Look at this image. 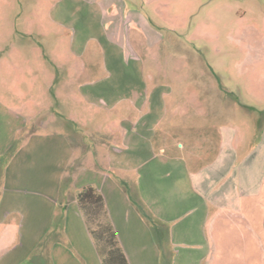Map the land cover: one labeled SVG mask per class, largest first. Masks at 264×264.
<instances>
[{
	"label": "rangeland",
	"instance_id": "1",
	"mask_svg": "<svg viewBox=\"0 0 264 264\" xmlns=\"http://www.w3.org/2000/svg\"><path fill=\"white\" fill-rule=\"evenodd\" d=\"M119 1L140 13L143 28L110 27V12L99 3H113L118 15ZM115 61L132 63L134 75L142 70L149 85L161 83L172 89V97L166 100L169 117L177 112L181 120L193 123L194 130L189 135L175 133L174 140H168L171 146L178 138L187 143L192 140L197 150L205 151L204 161L211 164L220 162L226 150L215 130H224L229 150L238 142L241 152L264 145V0H0V132L11 115L21 141L35 132L53 139L55 132L63 130L74 154L84 144L86 151L97 146L104 157L106 147L101 145L116 146L118 142V134L108 135L107 131H115L120 117L93 103L91 84L80 85L78 92L65 81L75 66L86 65L81 79L91 80ZM52 93L75 100L77 107L64 98L60 110L70 119L75 117V124L54 116L51 119L50 111L60 109L52 102ZM159 129L162 134L164 127ZM35 151L41 160L51 156V151L46 154L42 148ZM6 157L0 155V165ZM63 159L59 155L60 163ZM75 161L68 168V177L75 173ZM245 172L246 176L251 173ZM130 178L123 177L122 188L134 203L138 189ZM244 178L240 174L233 188H257L256 177L254 182ZM164 183L163 190L172 192V186ZM243 204L231 201L228 208L217 209L220 216L211 225L213 264H264L263 234L260 250L255 239L241 243L252 238L249 224L254 219L252 212L243 211Z\"/></svg>",
	"mask_w": 264,
	"mask_h": 264
},
{
	"label": "crops",
	"instance_id": "2",
	"mask_svg": "<svg viewBox=\"0 0 264 264\" xmlns=\"http://www.w3.org/2000/svg\"><path fill=\"white\" fill-rule=\"evenodd\" d=\"M99 4L110 12V27L122 26L129 31L145 26L140 13L128 10L124 1H119L118 15L113 3ZM85 66L71 68L65 82L75 85L78 92L82 90L80 85L93 86V103L120 117L115 131H107L108 135L117 133L119 143L114 144L117 147L101 145L106 147L104 157L97 146L86 151L84 144L74 154L65 131L55 132L53 139L51 135L39 137V132H35L3 160L0 264H102L75 201V195L88 185H93L103 196L107 218L128 264H213L212 219L217 220L220 216L217 209L228 208L231 201H243V211L252 212L254 218L249 224L252 238L238 243L250 244L255 239L260 250L262 234L264 239V145L241 152L242 143L238 142L229 150L224 130H215L217 135L220 133L222 148L226 150L220 162L208 164L210 160L204 161L205 151L197 150L192 140L187 143L178 138L172 146L168 141L179 131L189 135L194 130L193 123L181 120L177 112L169 117L171 111L166 100L172 97L171 88L166 89L161 83L149 85L142 70L134 75L132 63L112 62L109 70L91 80L81 79ZM64 98L76 105L68 95L52 93V102L60 109L55 107L56 110L50 111L51 119L54 116L75 124V117L70 119L60 111ZM6 121L0 132V155L10 150L19 131L11 115ZM157 136L162 140H156ZM208 144H212L211 136ZM174 147L177 150L171 151ZM35 148L45 149L46 154L51 151V156L41 160L35 155ZM59 155L64 158L63 163L58 160ZM74 160L78 163L75 173L68 177V168ZM214 165L218 166V173L213 186ZM245 170L251 171L249 176ZM128 173L130 182L133 184L135 179L138 189L139 197L134 203L129 202L126 189L122 188L123 177L130 176ZM240 174L245 175V181L254 182L256 177L257 188H233ZM164 182L172 186V192L163 190ZM178 190L181 192L176 194Z\"/></svg>",
	"mask_w": 264,
	"mask_h": 264
},
{
	"label": "trees",
	"instance_id": "3",
	"mask_svg": "<svg viewBox=\"0 0 264 264\" xmlns=\"http://www.w3.org/2000/svg\"><path fill=\"white\" fill-rule=\"evenodd\" d=\"M22 135L25 136L24 133ZM22 141L16 137L6 156L13 155L22 145ZM75 201L101 256L102 264H128L119 247L114 229L107 218L103 196L96 188L88 185L75 195Z\"/></svg>",
	"mask_w": 264,
	"mask_h": 264
}]
</instances>
